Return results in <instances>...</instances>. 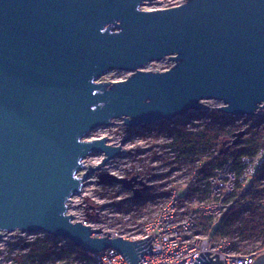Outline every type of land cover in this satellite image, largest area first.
<instances>
[{"label": "water", "instance_id": "water-1", "mask_svg": "<svg viewBox=\"0 0 264 264\" xmlns=\"http://www.w3.org/2000/svg\"><path fill=\"white\" fill-rule=\"evenodd\" d=\"M153 0H0V239L7 232L44 231L83 251L114 248L129 264L152 254L150 235L136 242L94 237L68 212L102 153L100 169L121 152L103 136H85L116 119L131 127L218 107L233 115L264 108V0H186L152 10ZM164 59V71L145 67ZM114 70L121 81H100ZM245 131L235 132L238 145ZM226 143V142H225ZM140 198L143 184L111 173ZM147 189L146 186L143 188ZM199 253L193 264H223ZM253 264H264V254Z\"/></svg>", "mask_w": 264, "mask_h": 264}, {"label": "built area", "instance_id": "built-area-1", "mask_svg": "<svg viewBox=\"0 0 264 264\" xmlns=\"http://www.w3.org/2000/svg\"><path fill=\"white\" fill-rule=\"evenodd\" d=\"M208 102L209 100L205 101L208 107L200 110H208V114L193 117L196 123L198 122L197 124L188 127V123H186L183 129L179 127L174 129L171 134L173 147L176 148L173 142L175 137L178 136L179 130H196L207 126L208 123L200 121L208 117L212 118L209 110L212 107L209 106ZM222 105H224L223 102L221 105L214 107L213 111L221 115L218 118L220 120L215 122L219 126H228L231 123L235 124V121L241 122L242 125L239 126L246 128L243 131L247 134V130L254 129L259 122L261 125L264 124V115L261 113L263 108L258 109L253 115H233L218 108ZM245 117L249 118V121L259 119V122L246 123L244 121ZM232 140L233 135L230 143H232ZM178 151L181 152L182 150ZM212 152L215 155H219L220 150L213 148ZM194 158L196 160L191 163H188L182 157L179 158L184 161L186 167L190 166L189 172L185 173V175L187 174L190 177L189 182H183L182 184L180 181L178 183V177H174V174L179 170L172 169L171 161L166 163L161 160L163 164H160L157 168H149L150 171L140 172L139 174L132 175V173H128L121 175L109 172L122 178H131L134 175H138L139 179L143 181V184L135 185L136 188L142 189L140 198L134 199V192L129 190L132 193L127 198L130 200H126L127 202L129 201L128 203L132 207L129 212L133 210L143 212L147 203L155 204L156 198L161 197L163 199L157 211L151 213V215L146 214L143 216L126 233L121 234L116 231H108L98 224L88 223L87 220L79 219L75 214L70 212L74 206L73 199L78 195H86V182H84L85 186L82 188L81 193L72 196L68 203V212L74 216V222L80 221L86 225H90L93 229L100 228L99 232L93 233L94 237L102 238L108 236L110 233V238L122 237L125 240L136 242V240H141L152 235V254H144L139 261L142 264H193L197 260L196 257L199 256V253L205 251H210L209 257L214 256L215 258V255L218 254L219 259L223 260V264H253L264 254V235L260 237L258 235L251 236L250 229L242 228L239 222L235 223L233 228L236 230L238 226H241V229L236 230L232 234H220V230L236 201H241L247 208L250 207L252 203L250 196L256 191L255 181L264 162V149H261L255 157H242L239 162L241 165L240 169L238 168V162L234 158H227L219 165L212 167L211 172L207 176L201 174V162L205 159L198 158L196 155H194ZM199 162L200 165H198ZM156 169L161 171L160 174L154 177L159 179L158 182L169 179V182L175 185V187L169 189L167 192H163L162 196H156V192L150 193L154 185L146 180V174H153L152 171ZM84 173L83 171L79 172L80 175ZM95 181L99 183V177ZM176 183H178V186ZM159 184L166 186V183ZM144 186L147 187L146 190L143 189ZM260 205L264 206V199L260 202ZM248 213V211L245 212V215ZM125 221L131 223L132 216H127ZM18 233L25 235L27 232L22 233L18 231ZM43 233L52 239L57 238L68 241V239L56 237L44 231ZM84 254L87 259L92 260L93 264H129L123 253L114 248H108L100 252L84 251Z\"/></svg>", "mask_w": 264, "mask_h": 264}, {"label": "rangeland", "instance_id": "rangeland-1", "mask_svg": "<svg viewBox=\"0 0 264 264\" xmlns=\"http://www.w3.org/2000/svg\"><path fill=\"white\" fill-rule=\"evenodd\" d=\"M185 1L186 0H153L148 1L142 8L145 10L169 8L184 3ZM173 65L174 61L164 59L148 64L145 70L164 71L171 68ZM131 74L132 71L128 70H114L105 74L99 80L107 82L121 81L130 77ZM208 104L212 107L209 109L212 118L208 117L202 119L200 122L215 126L217 125L215 122L220 120L218 118L221 115L216 116L214 114V107L221 105L222 101L211 99ZM261 113L264 115V108L261 110ZM202 114H208V110H191L169 121L161 120L154 125H140L137 127H131L124 123V120L116 119L111 125L100 126L90 131L85 136L86 139L92 140L106 136L109 138L108 143L120 144L122 151L100 169L95 171H92L90 166L87 165V158H90L89 161L91 166L95 167L102 161L103 154L94 153L85 159L86 168L82 169L81 172H90L89 178L85 181L86 186L84 185L86 187V195H78L75 197L72 212L79 219L87 220L88 223H95L108 231H116L123 234L131 229L132 225L143 216L146 214L151 215V213L157 211L163 201L161 197L156 198V201H154L155 204L147 203L143 212H137L135 210L129 212L132 207L130 203H128L129 201L127 202L126 200H130L127 198H129L132 193L129 192L128 189L116 183L112 185H102L95 180L101 174L109 172L121 175L128 173H132V175L139 174L140 172L144 173V171H150L149 168H157L160 164H163L164 161L166 163L171 161L172 169L179 170L177 173L174 172L176 173L174 177L176 176L179 179L178 183L179 181L181 184L183 182H189L190 177L187 174L185 175V173L189 172L188 169L190 166L186 167L184 161L179 159L178 156L180 151L172 146L171 134L176 127L183 129L186 123H188V127H190V125L194 126L198 122L196 123L193 117ZM249 120V118H244L246 123L259 122V119ZM235 122V124L231 123L228 126L220 127L231 132L226 140L228 145L231 144L230 139L235 132L246 130V128H241L239 126L242 125L241 122ZM247 131V134L245 133L242 141L238 145L231 146H240L246 138L252 136L258 137L259 132L264 135V124L261 125L259 122L254 129L251 128V130ZM254 131L257 133L255 134ZM206 162V160H203L201 162V167H203ZM198 165H200V162ZM152 172L153 174H146V180L154 185L150 193L156 192V196H158L175 187L172 182H169V179L158 182L159 179L154 178L156 175L160 174L161 171L156 169ZM159 183H166V186H162ZM178 183H176L177 186ZM129 215L132 216L131 223L125 221V218ZM130 224L131 226L129 227ZM0 264H93V262L91 259H87L85 254L81 253L80 248L72 241L57 238L52 239L44 234L43 231H37L27 232L25 235L18 232L5 233L0 239Z\"/></svg>", "mask_w": 264, "mask_h": 264}, {"label": "trees", "instance_id": "trees-1", "mask_svg": "<svg viewBox=\"0 0 264 264\" xmlns=\"http://www.w3.org/2000/svg\"><path fill=\"white\" fill-rule=\"evenodd\" d=\"M219 115L218 112L214 113ZM219 125H207L200 129L179 130L178 136L175 137L173 144L178 150H182L179 154V158L182 157L187 160L188 163L194 162L198 158L205 159L207 162L201 168V174L207 176L211 172V168L219 165L227 158H234L238 162V168H241L239 164L240 160L244 156L255 157L261 149H264V135L259 132V136H252L246 138L240 146L229 147L228 143L225 144L227 138L231 132L225 128H220ZM257 132H255L256 134ZM216 148L221 150L219 155H215L212 149ZM197 158V159H198ZM264 162L261 169L258 172L257 180L255 181V192L250 196L251 205L247 208L241 201H236L233 205L231 213L228 215L221 233H234L236 230L242 228H248L251 231V236L260 237L264 235V206L260 205V202L264 199ZM249 212L245 215V212ZM92 217V216H90ZM231 222V224H229ZM241 223L234 230L233 225L235 223ZM81 253H84L80 249Z\"/></svg>", "mask_w": 264, "mask_h": 264}, {"label": "bare ground", "instance_id": "bare-ground-1", "mask_svg": "<svg viewBox=\"0 0 264 264\" xmlns=\"http://www.w3.org/2000/svg\"><path fill=\"white\" fill-rule=\"evenodd\" d=\"M111 140H112V138H111ZM89 160H90V158L88 157V158H87V165H88V166L91 165ZM85 163H86V162H85ZM89 164H90V165H89ZM83 172H86V171H83ZM73 200H74V199H73ZM71 202H72V201H71ZM70 212H71L72 214H74V213L72 212V209L70 210Z\"/></svg>", "mask_w": 264, "mask_h": 264}]
</instances>
